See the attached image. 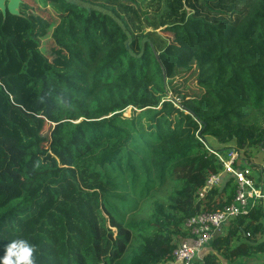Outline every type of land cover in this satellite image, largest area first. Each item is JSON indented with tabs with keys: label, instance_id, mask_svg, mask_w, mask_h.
<instances>
[{
	"label": "trees",
	"instance_id": "trees-1",
	"mask_svg": "<svg viewBox=\"0 0 264 264\" xmlns=\"http://www.w3.org/2000/svg\"><path fill=\"white\" fill-rule=\"evenodd\" d=\"M22 1L21 15L0 11V255L24 238L35 264H169L188 218L234 200L225 173L196 201L224 169L210 149L262 168L248 150L264 140V0H146L154 31L139 0H43L64 14L46 25ZM167 181L148 218L129 217ZM262 237L257 206L198 264H263Z\"/></svg>",
	"mask_w": 264,
	"mask_h": 264
},
{
	"label": "built area",
	"instance_id": "built-area-1",
	"mask_svg": "<svg viewBox=\"0 0 264 264\" xmlns=\"http://www.w3.org/2000/svg\"><path fill=\"white\" fill-rule=\"evenodd\" d=\"M223 164V171L208 177L203 188L198 192L196 201L202 199L207 192L219 187L223 182V175L233 176L235 181V197L233 202L216 212H204L190 217L184 223V229L190 234L184 238L173 252V260L169 264H198L211 251L212 241L224 232V229L236 217L245 216L255 207L260 206L264 212V167L257 175L252 174L249 166H245L241 152L237 147L231 148L227 156L210 149ZM248 154L262 155L264 158V140L255 148L248 150ZM237 168H235V164ZM221 264H227L226 261ZM264 264V262H263Z\"/></svg>",
	"mask_w": 264,
	"mask_h": 264
},
{
	"label": "rangeland",
	"instance_id": "rangeland-1",
	"mask_svg": "<svg viewBox=\"0 0 264 264\" xmlns=\"http://www.w3.org/2000/svg\"><path fill=\"white\" fill-rule=\"evenodd\" d=\"M49 2H50V0H49ZM136 3H137L136 7L139 6L138 7V11H139L140 16L142 17V20L144 19V16H148L149 19H152V17L156 14L154 9L151 8L150 4L146 0H139V1H136ZM29 4H30V6H27L26 12H28L29 14L30 13H35L38 16H40L42 18V20L44 19L43 20V24L44 25H46L48 21L52 22L53 21L52 19H55V20L58 21L59 18H61L64 15L63 13H60V12L57 13L53 9V6H51L49 3H47L48 7L46 9L44 8V10L46 11V12H44L43 8H42L43 0H38V3H36V4H34L33 2H29ZM164 5H165V3H163V6ZM145 23L146 22L143 20V30L154 31V29L152 27L148 26ZM155 32H156V34H160V29L155 30ZM46 39H48V38H46ZM163 41L167 42V44L170 45V41H169L168 38L165 37V40H163ZM51 47H53V46L49 42H46L43 39L42 48L44 49V52L46 53L47 56H48L47 51ZM51 52L53 54H56L55 51H53V50ZM164 63H165L164 64L165 68H163L164 72H165V74L166 73L168 74L170 72V66L166 62V60L164 61ZM172 103H173L174 107L177 106L174 103V101H172ZM130 114H131V108L126 109V111L124 112V115L129 117ZM256 116L259 117L260 119H262V121H264V114H256ZM254 157H256V159L255 158H252V159L255 160V161H258L257 159L263 158L262 156L261 157H257V155L254 156ZM258 164L263 166L264 165V159L261 160V162H259ZM252 174L253 175H257V173L255 171H252ZM171 186H172L171 181H167L166 184L162 188H158V189L152 191L150 197L147 200H142L139 203V206H138L137 210L131 211L129 213V217H131L132 219L137 220V221H139L141 219L148 218V216H149V214L151 212V202L154 199H162V201H164L165 197L167 196V194L171 190ZM29 192H30V195H35V194H37L39 192V190H35L34 188H30ZM151 197H153V198L151 199ZM149 235H150V231L149 230H145V231L140 232V233L139 232L135 233L134 234V238L140 239V238L148 237ZM260 239H264V237H262ZM221 260H222V262L224 261V259H221ZM259 260H260L259 257L258 258H255V257L244 258V259H241V260L237 261V263H235V264H257V261H259Z\"/></svg>",
	"mask_w": 264,
	"mask_h": 264
},
{
	"label": "clouds",
	"instance_id": "clouds-1",
	"mask_svg": "<svg viewBox=\"0 0 264 264\" xmlns=\"http://www.w3.org/2000/svg\"><path fill=\"white\" fill-rule=\"evenodd\" d=\"M33 245L24 238L10 240L0 255V264H35Z\"/></svg>",
	"mask_w": 264,
	"mask_h": 264
},
{
	"label": "water",
	"instance_id": "water-1",
	"mask_svg": "<svg viewBox=\"0 0 264 264\" xmlns=\"http://www.w3.org/2000/svg\"><path fill=\"white\" fill-rule=\"evenodd\" d=\"M69 4L76 5L80 8L86 9L87 11H103L102 8L98 5H94L90 2L84 0H65ZM22 0H0V11L5 16L6 13H10L11 15H21L20 14V5ZM145 39L143 40V44Z\"/></svg>",
	"mask_w": 264,
	"mask_h": 264
},
{
	"label": "crops",
	"instance_id": "crops-1",
	"mask_svg": "<svg viewBox=\"0 0 264 264\" xmlns=\"http://www.w3.org/2000/svg\"><path fill=\"white\" fill-rule=\"evenodd\" d=\"M264 166V165H263Z\"/></svg>",
	"mask_w": 264,
	"mask_h": 264
},
{
	"label": "flooded vegetation",
	"instance_id": "flooded-vegetation-1",
	"mask_svg": "<svg viewBox=\"0 0 264 264\" xmlns=\"http://www.w3.org/2000/svg\"><path fill=\"white\" fill-rule=\"evenodd\" d=\"M65 1V0H64Z\"/></svg>",
	"mask_w": 264,
	"mask_h": 264
}]
</instances>
